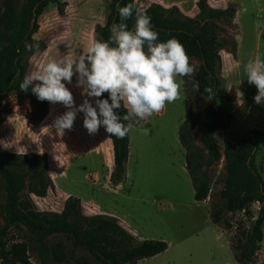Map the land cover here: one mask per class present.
Wrapping results in <instances>:
<instances>
[{
  "label": "trees",
  "instance_id": "1",
  "mask_svg": "<svg viewBox=\"0 0 264 264\" xmlns=\"http://www.w3.org/2000/svg\"><path fill=\"white\" fill-rule=\"evenodd\" d=\"M134 1L111 0L107 23L96 29V41L108 40L111 25L122 22L117 3L120 7L132 4L135 8ZM18 4L19 0H5L0 19V108L12 93H20L46 106L48 102L38 101L30 89L28 92L19 90V84L28 75L29 59L34 55L33 51H25L24 43L36 44L37 51H44L46 44L33 38L40 28L38 19L51 4L57 5L63 15L65 5L60 0H24L20 8ZM197 7L199 13L194 18L185 16L178 7L164 8L158 4L142 12L151 17L159 41L177 39L194 67L192 80L183 79L189 117L179 128V140L185 149V167L198 203L205 202L211 194L208 169L226 156L230 179L221 193L225 205L213 202L211 219L214 224L230 229L229 213L246 211L248 214L254 203L264 204L263 167L257 163L264 132L254 129L241 138L236 137L230 130L233 114L218 105L220 98L228 102L235 99L222 96L220 52L230 45L224 35L229 34L228 29L234 30L236 8L214 9L208 5V0H199ZM123 22L129 29L134 26V19ZM236 51L234 39L230 52L236 55ZM195 62L199 63L198 68ZM207 87L214 90L211 100L204 92ZM127 110L125 104L122 105L120 114H126ZM140 125L133 124L134 127ZM110 138L114 155L110 181L120 185L126 178L130 156L129 133L123 139ZM52 189L54 183L47 153L17 154L6 151L0 144V221H3L0 222V264H32L31 255L38 264H138L168 250L169 245L164 241L138 242L113 216L84 215L81 200L75 197L66 200L60 213L40 212L34 199L45 198ZM55 238L60 239L55 241ZM263 240L264 206L249 229L232 240L236 262L255 264L264 252Z\"/></svg>",
  "mask_w": 264,
  "mask_h": 264
},
{
  "label": "rangeland",
  "instance_id": "2",
  "mask_svg": "<svg viewBox=\"0 0 264 264\" xmlns=\"http://www.w3.org/2000/svg\"><path fill=\"white\" fill-rule=\"evenodd\" d=\"M4 1L0 0V19ZM60 2L65 5L63 15L57 5L51 4L38 19L40 28L33 38L45 43L47 48L37 51L29 59L28 74L41 70L50 60L58 57L73 59L85 51L96 41V29L106 25L111 10V0ZM23 3L24 0H19L18 8ZM222 27L226 28V25L222 24ZM228 33L224 36L230 45L225 50L230 52L234 30L228 29ZM195 63L198 68L199 63ZM74 84L75 77L66 87L78 105L82 97ZM228 96L236 98L234 90ZM222 105L225 110L227 105ZM65 110L60 104L40 105L20 93L10 94L0 108V144L6 151L49 155L54 189L45 198L34 199L40 212L60 213L66 199L75 197L81 200L84 215L120 218L138 242L164 241L169 245L164 253L143 259L138 264H238L232 240L241 231L249 229L262 206L255 207L254 203L248 214L246 211L229 213L230 229L212 222V203L225 205L221 193L230 179L225 155L208 169L212 187L206 204L195 201L194 188L185 167V149L179 140V128L189 117L183 82L179 100L166 104L140 126L130 128V157L126 178L120 185L110 181L114 171L113 147L103 128L89 135L82 126V114H78L70 131L65 130L63 136L56 135L51 125ZM237 118L242 120V114ZM231 127L236 137L245 135L243 131H232ZM259 159L260 156L258 165ZM121 220L118 219L119 223ZM262 248L264 251V240ZM31 257V263L38 264L34 255ZM255 264H264V252Z\"/></svg>",
  "mask_w": 264,
  "mask_h": 264
},
{
  "label": "clouds",
  "instance_id": "3",
  "mask_svg": "<svg viewBox=\"0 0 264 264\" xmlns=\"http://www.w3.org/2000/svg\"><path fill=\"white\" fill-rule=\"evenodd\" d=\"M116 8L122 22L111 25L108 40L94 41L73 59L50 60L41 70L25 75L19 84L20 91L30 89L38 101L60 104L66 109L51 125L56 135L70 131L78 114H82V126L89 135L103 128L109 137L123 139L133 124L140 125L166 104L179 100L183 79L193 78L194 67L177 39L159 41L151 17L132 4L120 7L117 3ZM129 19H134L131 29L123 22ZM38 47L24 43L25 51L34 54ZM243 71L247 83L257 90L253 102L264 106V58L249 60ZM73 77L74 87L80 89L82 97L78 105L66 87L73 83ZM193 87L198 90L197 85ZM204 92L208 100L213 98L212 87ZM124 104L128 110L121 115ZM144 131L147 134L148 129Z\"/></svg>",
  "mask_w": 264,
  "mask_h": 264
},
{
  "label": "crops",
  "instance_id": "4",
  "mask_svg": "<svg viewBox=\"0 0 264 264\" xmlns=\"http://www.w3.org/2000/svg\"><path fill=\"white\" fill-rule=\"evenodd\" d=\"M198 1L135 0L134 5L141 12L152 4H158L164 8L178 7L185 16L194 18L199 13ZM208 5L214 9H227L230 6H234L237 10L233 21L234 39L237 42L236 55L227 50L220 52L223 62L222 77L224 78L222 96H228L234 90L236 98L232 102L220 98L218 99L219 106L223 107L222 104L225 103L227 105L225 110L234 115L231 125L232 131H243L247 134L258 128L264 132V106L256 105L253 102L252 98L257 94V90L254 86L247 83L243 71L244 64L249 60L257 56L264 58V0H208ZM238 114H242V120L237 118ZM263 142L264 139L260 141L261 155L259 163L263 167L262 177L264 179ZM56 176H58V173H56ZM53 181L55 182V178H53ZM200 203L205 205L206 201ZM258 203L256 202L254 206H264V204ZM117 219L121 220L120 218ZM120 225L132 233L122 220Z\"/></svg>",
  "mask_w": 264,
  "mask_h": 264
},
{
  "label": "built area",
  "instance_id": "5",
  "mask_svg": "<svg viewBox=\"0 0 264 264\" xmlns=\"http://www.w3.org/2000/svg\"><path fill=\"white\" fill-rule=\"evenodd\" d=\"M259 204V203H258Z\"/></svg>",
  "mask_w": 264,
  "mask_h": 264
}]
</instances>
